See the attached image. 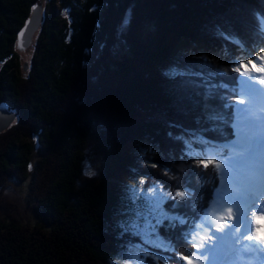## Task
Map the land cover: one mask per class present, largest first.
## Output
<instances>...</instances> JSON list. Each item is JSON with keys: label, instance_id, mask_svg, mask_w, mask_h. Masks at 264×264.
Instances as JSON below:
<instances>
[{"label": "trees", "instance_id": "1", "mask_svg": "<svg viewBox=\"0 0 264 264\" xmlns=\"http://www.w3.org/2000/svg\"><path fill=\"white\" fill-rule=\"evenodd\" d=\"M57 1L0 0V103L17 116L0 133V187L11 178L27 183L33 211L23 223L12 205L0 210V264H126L119 258L127 244L142 242L114 216L123 204L129 212L144 207L141 193L128 198L122 185L124 176L140 170L145 182L134 188L144 190L153 179L169 185L160 235L171 257L190 256L177 251L173 237L186 235L207 208L217 173L211 164L185 171L186 142L233 139L231 123L206 117L216 104L214 112L233 122L228 113L234 109L223 105L234 103L238 80L231 72L221 75L217 86L227 94L210 104L205 76L217 68L178 44L201 41L216 53L233 38L253 45L262 36L257 23L264 20V0H61L70 10L67 36L59 28ZM36 3L42 21L23 76L12 48ZM120 25L126 26L121 54L104 49V41L89 60L87 51ZM89 134L97 135L103 153V175L93 181L81 170ZM154 167L169 168L171 176L182 168L192 204L170 207L174 186ZM143 264L157 259L150 255Z\"/></svg>", "mask_w": 264, "mask_h": 264}, {"label": "rangeland", "instance_id": "2", "mask_svg": "<svg viewBox=\"0 0 264 264\" xmlns=\"http://www.w3.org/2000/svg\"><path fill=\"white\" fill-rule=\"evenodd\" d=\"M55 7L59 18V28L64 30L67 36V34L71 32L70 10L67 5L63 4L61 0L55 2ZM127 22H128V17L126 16L123 19L122 23L125 25ZM124 25H120L119 29L117 28V30L115 27L110 29V32L111 30H113V32L111 33L109 32L110 35L108 33V36L105 35L101 39V41H99L101 43L97 42L94 45V47L91 48V54H89L87 51L89 60L91 59L93 60V58L97 56L96 51L98 48H100L101 44H104L103 43L104 41L107 43V45L105 43V46L107 47H105L104 49L111 50L113 53L116 52L121 54L123 48V39L121 37L124 34L126 28V26ZM257 25L260 29L259 32H261V28L264 27V20L262 21L259 20ZM35 32L32 36L30 45L26 48L25 51L18 50L15 46L16 45L15 43H14V47L12 48L13 51L12 56L16 62V69L18 73H20V75L23 76L26 75V72L29 70L30 59L33 54L35 38L37 36V33ZM261 34L263 37L261 36L260 39L255 41L253 45L246 43L245 41L243 42L240 39L233 38L232 40H229L228 45L221 47L220 53H216L219 51L216 50L213 51L211 48L206 46L205 43L201 41H193V42L182 41L178 44V47L181 50H184V52L188 54L190 53V55H192L193 58L198 59L197 61H201V58H205L206 60L209 59L210 60L209 65L212 68H217V71L215 70V73H207V75L205 76L206 85L204 86L203 89L205 92V98L210 104L214 105L213 102L219 101L220 99L219 97L226 96L227 92L220 91V87L217 86V82L219 83L220 78H222V76L225 78L226 73L229 72L233 73L234 75L236 74L237 76L236 80H238V83L235 87L237 89V95L234 94L235 98L233 97L234 103H236L238 99H244L246 101L248 99L247 96L238 95L241 89L242 80H247L251 78L257 84L258 87L264 88V82H262L264 81V73H260L256 71V69L260 67H264V33L261 32ZM249 53L252 54L250 55ZM235 61H241V63L237 64ZM249 61H251V63H249ZM3 66H4L3 64L2 66L0 65L1 70ZM237 68H239V71H234V69ZM209 86H211L214 89L211 98H209L207 95V88ZM259 106L260 103L258 102L255 105V107H259ZM1 107H6L10 110L12 109L11 107H9L7 104L4 103L3 106ZM213 107H214L213 111L219 109L218 105L216 104ZM16 120H17V116L15 120L9 125V127L13 123H16L15 122ZM6 129H8V126L6 127ZM6 129L1 131L0 133L4 132ZM33 139H35V137H33ZM235 139L236 136H234L232 140H226L225 143L208 141V140H202V141L200 140L194 141V139L188 140L186 142L185 152L189 157L190 161H187L188 164H184L182 168L185 171L190 170L191 168L190 166L195 164L197 167L201 169H205L200 161L218 160L219 156L216 155V153L219 150V146L231 144ZM34 146L37 145L35 144ZM100 146L102 145L99 143L97 135L89 134L88 137L86 138L85 147L83 150V160L81 163L83 178L87 181L97 180L103 175V168H104L103 158H102L103 153ZM228 151H229L228 148L223 149L224 154H227ZM36 152L38 154L37 150ZM154 168H156L157 173L161 172L160 174L166 175V180L172 183V185L174 186V193H175L174 200L172 202L168 201L170 207L177 206L178 209H182L186 206H189L188 204L190 203L192 204V202H189L188 198L182 199L176 195V193L184 192L188 188L187 183H185V179L187 178V175L182 168L177 167L175 169L177 171L175 176L169 175V172L166 171L169 168L166 170L165 168L160 169V167H154ZM136 174L131 175L132 176L131 178L128 175L124 176L122 180V185L123 187H127V191L126 188H124V190L126 191L128 198H133L134 196L141 193L140 196H142V199L146 202L144 204V207L138 208L137 206H135L134 208H131L132 211L130 209L129 212L126 210L127 208L128 209L130 208L129 205L123 204L122 205L123 210L121 208V212L115 214L114 217L117 218V220H123V222H125L127 226L134 228L132 232L135 235L139 236L142 244L139 243L127 244L128 250L125 254L121 255L119 261L126 264H143L144 258L148 256L150 257L151 255L154 258V260L157 259V264L160 263L165 264V262H168L169 264L170 261L173 262L171 264H187V261L181 259V257H185V256H180L175 254L176 259L171 257V255L168 253L170 249L166 241L163 239L162 236L163 234L160 235L161 233L160 227H164L161 224V222H163L161 220L163 217L162 206H164L163 203L167 205V199H168L167 189L169 185L168 187H164L162 183L155 182V180L153 179L150 182H146L149 183L148 184L149 186L147 185L143 187L144 190L140 189L139 187H136L139 189L138 191L136 188H134L135 184L137 182H140L139 184L137 183V185L138 186L140 184L142 185V182H145V178L141 175L143 174L141 170L139 171L138 175ZM2 176L3 174L0 173V178ZM151 182H154V184ZM1 185L2 187H0V210H3L5 207L11 209L10 205H12V207H14L15 209L17 208V210H19L20 212L19 215L22 218L21 221L23 223L24 222L27 223L31 221V219L33 218V211L30 205L31 195H29L28 190L26 189L27 183L20 181L18 179L11 178L9 179V181ZM209 186H210V190L212 188H216V189L220 188L219 173H217V179L213 181L212 184ZM153 189H155L154 194L152 193ZM213 193L214 194L212 200L208 204L207 208L201 213L200 216L197 217V220L194 223L192 229H190L186 233V235L183 236L184 238L176 234L173 237V242L175 244V247L178 248L177 251L179 253H184L185 251L187 252L188 250L191 251V255L187 257H190L193 260L194 264H231L233 261L232 259L233 250L224 251V248L221 246V244L224 243L218 239V237L222 235V233H220L218 230L224 229L225 233H227L228 226L233 224L234 218H238V210L233 212V214H231L230 216H226L222 222H219L220 225L216 226L215 229L212 231V236L211 234H208V236L204 234L205 235L204 240L200 241L199 239V237L202 235L201 233H199V229L202 226V224L200 226L199 224L206 217L212 204L215 201L217 202L215 190ZM197 202H198L197 204L200 205L201 200L197 199ZM167 207L169 206L167 205ZM252 212L253 209L249 211L250 214H248V216L250 218L252 216ZM252 222H254L255 224V221ZM253 229H255V225L253 226ZM232 236H236V233H233ZM251 236H253V232ZM245 237L247 238V236ZM180 239L185 245L189 246L190 249L186 248V246L181 244ZM145 245L147 246L148 249L145 247ZM201 245L206 246V248L200 247Z\"/></svg>", "mask_w": 264, "mask_h": 264}, {"label": "snow or ice", "instance_id": "3", "mask_svg": "<svg viewBox=\"0 0 264 264\" xmlns=\"http://www.w3.org/2000/svg\"><path fill=\"white\" fill-rule=\"evenodd\" d=\"M261 32L264 33V27L261 28ZM235 62L241 63V61ZM234 71H239V68L234 69ZM256 71L264 73V67H260ZM213 91L211 86L207 88L209 98H211ZM238 95L247 96V101L238 99L236 103L228 101L223 105L224 108L234 109V113H228L234 122L226 120L224 115L212 110H209L211 114L206 117L209 121L231 123V127L235 130L236 139L231 144L219 146L216 153L219 156L218 160H201L200 162L204 168H208L211 164L213 172L219 173L220 188L215 189L217 202L238 205V218H234L233 224L228 226L227 233L224 229L218 230L222 233L218 239L223 241L227 235L235 233L238 226L243 224L245 231L240 234L241 238L247 236L251 242L253 236L248 235L252 231L248 213L259 207L256 197L264 193V88L258 87L249 78L241 81V89ZM258 102L260 106L255 107ZM224 148L229 149L227 154H224ZM152 193H155V189L152 190ZM249 194H251V198L248 199L246 205L241 206V200L248 197ZM176 195L182 199H187V194L184 192H178ZM259 210L261 215L256 218L255 242L250 243L246 248L252 253H259L262 261H264V248L259 247L260 244H264V235L261 234V231L264 230V223H260L264 220V207H259ZM227 211L231 215L232 209L228 208ZM200 247L206 248L204 245ZM181 259L187 261V264H194L190 257H181Z\"/></svg>", "mask_w": 264, "mask_h": 264}, {"label": "bare ground", "instance_id": "4", "mask_svg": "<svg viewBox=\"0 0 264 264\" xmlns=\"http://www.w3.org/2000/svg\"><path fill=\"white\" fill-rule=\"evenodd\" d=\"M24 50H26V49H24ZM1 108L6 109L7 111L15 114L14 111H11L10 109H8L6 107H1ZM15 118H16V114H15L14 120H15ZM9 125H8V127H9ZM237 186H239V185H237ZM250 198H251V194H249L248 197L242 199L241 200V206L246 205L248 202V199H250ZM256 201L259 202L258 203L259 207H264V193H261L258 197H256ZM259 207L253 209L252 216H251V218L249 217L250 227L252 229V231L248 233V234H250L249 236H251L252 232H253V235L255 234V229L257 228V219L256 218L261 215ZM228 208L232 209L231 214H233V212L238 210V205L235 203H223V204H221V203L216 202V201L212 204L207 215L205 214L206 217L199 224V226L202 224V226L199 229V233L202 234L199 237L200 241L204 240L205 235L208 236V234H211V236H212V231L215 229L216 226L220 225L219 222H222L226 216H230L228 211H227ZM255 211H256V213H254ZM250 213H248V214H250ZM252 221H255V224ZM260 223H264V220L260 221ZM253 224L255 225V229H253V226H254ZM195 231H196V229H195ZM244 231H245V226L243 224H240L238 226L237 231L235 232L236 236H232V234H233L232 233L230 235H227L226 238L222 241L224 244H221V246L224 248V251L233 250L232 251L233 252V256H232L233 261L231 264H264V261H262L261 257L257 258L256 256H254L253 258H250V255L244 256L241 254H237V252H236L237 246L246 247L249 245L245 241V239H248V238H246L245 236L243 238H241L240 234ZM261 234L264 235V230L261 231ZM233 246H234V248H233ZM259 247L264 248V244H260ZM234 250H235V252H234ZM225 254H228V253H225ZM243 257H246V258H243Z\"/></svg>", "mask_w": 264, "mask_h": 264}, {"label": "water", "instance_id": "5", "mask_svg": "<svg viewBox=\"0 0 264 264\" xmlns=\"http://www.w3.org/2000/svg\"><path fill=\"white\" fill-rule=\"evenodd\" d=\"M43 7L40 3L32 6L31 12L25 23L17 31L16 48L18 50L26 49L32 40L34 32L39 28L42 21ZM15 114L0 108V132L14 120Z\"/></svg>", "mask_w": 264, "mask_h": 264}, {"label": "flooded vegetation", "instance_id": "6", "mask_svg": "<svg viewBox=\"0 0 264 264\" xmlns=\"http://www.w3.org/2000/svg\"><path fill=\"white\" fill-rule=\"evenodd\" d=\"M35 33H37V31L35 32ZM2 64H4V60H0V65L2 66ZM0 73H1V68H0ZM2 103H0V105H1ZM1 106H3V104L1 105ZM0 106V107H1ZM9 128V127H8Z\"/></svg>", "mask_w": 264, "mask_h": 264}]
</instances>
